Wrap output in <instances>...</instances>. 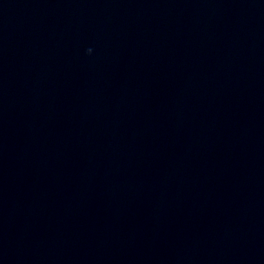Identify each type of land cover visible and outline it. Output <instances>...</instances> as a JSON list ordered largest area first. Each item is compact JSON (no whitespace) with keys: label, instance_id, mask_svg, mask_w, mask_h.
<instances>
[{"label":"water","instance_id":"obj_1","mask_svg":"<svg viewBox=\"0 0 264 264\" xmlns=\"http://www.w3.org/2000/svg\"><path fill=\"white\" fill-rule=\"evenodd\" d=\"M0 264H264V0H0Z\"/></svg>","mask_w":264,"mask_h":264},{"label":"clouds","instance_id":"obj_2","mask_svg":"<svg viewBox=\"0 0 264 264\" xmlns=\"http://www.w3.org/2000/svg\"><path fill=\"white\" fill-rule=\"evenodd\" d=\"M90 51V50H89Z\"/></svg>","mask_w":264,"mask_h":264}]
</instances>
